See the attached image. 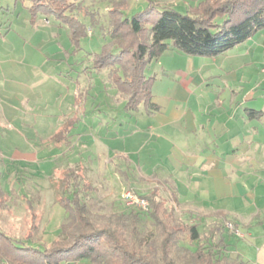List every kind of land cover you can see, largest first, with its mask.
Returning a JSON list of instances; mask_svg holds the SVG:
<instances>
[{
  "label": "crops",
  "instance_id": "crops-1",
  "mask_svg": "<svg viewBox=\"0 0 264 264\" xmlns=\"http://www.w3.org/2000/svg\"><path fill=\"white\" fill-rule=\"evenodd\" d=\"M1 62L0 152L3 141L9 139L3 138L8 133L1 134L3 125L19 130L11 134H15L20 143L24 141L26 127L30 126L27 120L31 114H54L47 109L37 112V109L32 111L25 106L27 98L22 88L11 78L14 71ZM263 67L264 28L217 55H187L170 49L152 60L145 74L154 78L151 102L157 106V110L148 112L140 105L136 111H128L126 97L118 94L120 107L123 106L129 115H135L137 119L135 135L142 134L138 141L140 146L143 145L141 150L150 145L149 156L154 159L150 165L152 169L143 170L147 164L144 163L145 159L140 160L141 164L136 166L137 171L131 173L128 181L127 172L131 163L126 153L115 155L124 160V165L116 164L115 161L119 162V159L114 157L111 160L114 162L112 169L119 172L131 189H134L132 181L135 177L139 182L150 183L147 190L136 191H153L157 193L158 199L171 200L179 213L190 216L191 221L194 216L201 220L207 216L215 217L223 211L232 216L242 215L243 218L251 215L247 221L236 218L235 221L240 225L256 223L254 216L264 211ZM79 96L78 93V98L76 96L71 106L78 110L77 113L80 109ZM95 106L90 103V109L84 108L82 114L94 113L97 109ZM90 116L95 121L97 115ZM121 117L125 119L127 114ZM65 125L63 122L51 131L46 138L48 142L41 148L37 171L44 176L53 175V169L58 166L61 176L64 171L73 169L65 166L76 162L73 161L76 155L68 157L70 153L60 151L66 138L70 139L75 134L72 131L75 126L64 132L65 137L58 140L54 137ZM119 125L124 127V133L127 134V122L124 120ZM10 148L11 157L0 154V170L5 175L12 173L13 176L6 181L13 184L8 191L2 190L0 184L5 200V206L0 210L8 206L9 197L6 193L9 192L23 199L24 207L29 210L30 204L33 206L27 195L31 186L26 188L25 177L35 175L36 169H31V165H36L33 160L38 158L21 151L15 144ZM160 152L159 158L157 154ZM60 153L62 160L57 158ZM53 156L62 163L48 161ZM77 166L80 167L79 164ZM225 222L230 223L227 220Z\"/></svg>",
  "mask_w": 264,
  "mask_h": 264
},
{
  "label": "rangeland",
  "instance_id": "rangeland-1",
  "mask_svg": "<svg viewBox=\"0 0 264 264\" xmlns=\"http://www.w3.org/2000/svg\"><path fill=\"white\" fill-rule=\"evenodd\" d=\"M111 1L86 0L87 5H93L99 9V24L89 25V20L80 16L82 20H85L83 22L89 25L87 29L90 28L85 36L79 38L78 46H75L70 39V30L54 17L41 14L32 16L27 1L0 0L1 63L4 66L8 65L14 71L11 78L18 83V87L22 88L27 98L25 106L32 111L37 109V112H41L42 109H47L48 112L54 113L31 114L32 116L27 120L30 126L26 127L23 135L24 141L20 143L17 136L11 134L19 131L18 129L3 125L1 130V134L8 133L4 134V137L2 135L3 138L9 137L7 141H3L4 145L0 152L3 157H11L10 147L15 144V147L21 151L38 158L37 163V160H33L36 165H31V169H36L35 175L25 177V186L26 188L31 186L27 195L36 215L33 221L36 229L33 232L32 243L39 247L48 246L53 240L58 239L62 225L66 228L73 225L56 201L55 192L59 186L57 179L60 177L61 171L58 170L60 167L53 169V175L44 176L45 174L42 175L37 171V164L41 161V148L45 147L43 146L45 142H48L46 138L52 133L51 131H54L60 124L66 123L63 129L66 132L67 129H73L75 126L72 130L75 134L70 139L66 138L60 151L70 153L68 157L76 155L73 160L76 161V166L74 164L65 167L73 168L72 170L77 171L83 177L85 188H88L85 192L90 201L91 217L98 225L106 224L113 215L132 208L124 198V194L132 189L125 183L119 172L112 169L114 162L111 160L114 157L119 159V162L115 161L116 164L124 165V160L115 155L128 154L131 163V168L127 172L128 181L131 173L137 171L136 166L141 164L140 160L145 159L144 163L147 164L143 168L145 171H150L152 169L150 165L154 163V159L149 156L150 145L144 146L141 150L143 145L140 146L138 141L141 140L142 134L135 135L134 125L137 119L135 115H129L130 113L125 111L123 106L120 107V95L111 81L109 71L106 69L97 71L93 68V55L99 52L100 47L108 38L102 25H106L105 21L108 22L106 10L111 6ZM146 1L131 0L127 13L131 14L143 9ZM155 1L159 3L158 8L163 3H168L183 13L189 5L196 4L198 0ZM78 93L80 95L79 113L81 114L77 113V109L71 108L76 96L78 98ZM90 103L97 107L94 113L90 112L97 115L95 121L90 116L91 114H82L84 108L90 109ZM123 114H127L125 119L121 117ZM124 120L128 124L127 134L124 133V127L119 125ZM47 147L49 152L52 151L50 150L51 145ZM53 154L55 155V152ZM161 154L162 152L158 153L157 157L160 158ZM61 157L62 153L58 154L57 158L62 160ZM48 161L53 164L62 163L54 156ZM11 174L5 175L3 170H0L2 190L7 189L8 191L13 185L11 182H6L8 178L11 180L13 177ZM132 185L134 190H139V192L151 186L148 182L137 181L136 177ZM6 194L9 197L8 206L0 210V228L15 237L22 238L28 233L32 218L26 206L23 205V199H18L11 192ZM165 202L167 212L174 222H197L202 238L209 234L208 230L216 222L224 224L221 225V235L225 237V253L231 259L243 261L245 264H264V211L254 216L256 223L245 226L238 224L235 219L240 221L246 219L247 221L251 219V215L243 218L242 215L232 216L221 211L222 213L215 217L207 216L200 220L194 216L191 221L190 216L179 213L174 202L169 199ZM224 220L229 221L233 228H230L229 223L227 224ZM139 229L141 234L153 230L151 220L145 214H142ZM149 247L154 251V258L161 264L160 253L154 238L150 241ZM193 248L188 237L182 236L179 245L169 254L168 263L194 264L188 252Z\"/></svg>",
  "mask_w": 264,
  "mask_h": 264
},
{
  "label": "trees",
  "instance_id": "trees-1",
  "mask_svg": "<svg viewBox=\"0 0 264 264\" xmlns=\"http://www.w3.org/2000/svg\"><path fill=\"white\" fill-rule=\"evenodd\" d=\"M27 1L32 16L54 17L70 30V39L78 46L79 38L87 34L89 25H98L100 11L86 0H15ZM130 0H112L106 10L108 22L102 29L108 38L92 58L93 68L109 71L116 90L126 97L128 111L143 105L148 112L157 110L151 102L153 77L146 76L149 63L170 49L187 55H217L243 42L264 28V0H198L179 12L171 4L147 0L146 6L127 13ZM159 9V10H158ZM89 20V25L80 18ZM68 130V129H67ZM65 130L54 135L65 137ZM83 177L72 169L58 177L57 203L73 222L62 225L60 236L48 246L33 244L36 229L35 212L30 204L31 225L22 238L0 228V264H160L149 247L156 240L161 264H169L168 256L187 236L194 246L189 254L194 264H245L226 253L221 223H215L204 238L198 223L174 222L167 212L166 202L156 192L136 195L149 203L142 211L129 208L113 215L102 225L91 217ZM0 191V209L5 206ZM142 214L150 218L153 230L141 234ZM221 235V236H220ZM127 236L129 237L127 239Z\"/></svg>",
  "mask_w": 264,
  "mask_h": 264
},
{
  "label": "built area",
  "instance_id": "built-area-1",
  "mask_svg": "<svg viewBox=\"0 0 264 264\" xmlns=\"http://www.w3.org/2000/svg\"><path fill=\"white\" fill-rule=\"evenodd\" d=\"M263 70H264V67H263ZM124 198L126 199L127 204H129L130 206L134 208H138L142 211H147L149 209V203L147 202V200L136 195L130 190L124 194ZM228 225L230 226V228L232 227V224L229 223Z\"/></svg>",
  "mask_w": 264,
  "mask_h": 264
}]
</instances>
